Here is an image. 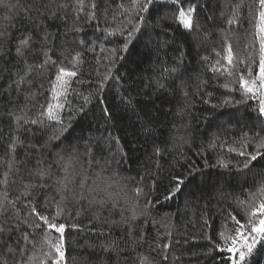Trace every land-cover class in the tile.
Here are the masks:
<instances>
[{"label":"trees","instance_id":"16d2710c","mask_svg":"<svg viewBox=\"0 0 264 264\" xmlns=\"http://www.w3.org/2000/svg\"><path fill=\"white\" fill-rule=\"evenodd\" d=\"M130 2L83 0L80 9L77 0H5L10 6H0V264H41L46 239L59 234H49L37 213L51 218L57 202L64 210L58 222L66 223V264H230V254L218 250L219 234H234L230 214L247 221L251 198L264 183V158L247 174L233 167L244 158L228 152L242 133L264 136L259 98L239 88L241 74L248 79L251 70L255 78L259 71L257 24L264 9L259 0H181L184 9H195L198 30L190 33L174 16L177 6L158 0L144 14L147 26L120 51L126 36L105 30L130 29L120 7ZM29 35L20 57L19 41ZM229 45L232 66L225 59ZM78 53L62 113L67 130L23 121L17 129L13 114L35 118L53 102L58 66L72 70ZM48 57L55 65L41 67ZM29 65L30 83L18 88ZM174 66L176 73L166 71ZM84 96L90 103L70 119ZM17 137L22 143L13 153ZM69 159L72 182L60 192ZM41 167L51 169L44 180L35 174ZM176 177L185 182L174 192ZM40 183L46 186L33 187ZM80 193L87 199L78 201ZM110 240L117 251L102 248ZM248 264H264V247L257 246Z\"/></svg>","mask_w":264,"mask_h":264},{"label":"snow or ice","instance_id":"6c2138e0","mask_svg":"<svg viewBox=\"0 0 264 264\" xmlns=\"http://www.w3.org/2000/svg\"><path fill=\"white\" fill-rule=\"evenodd\" d=\"M158 0H131L130 5L127 7L121 5V9H123L124 13H127L128 20L127 23L131 25L129 28H117L114 30H108L110 35H115L116 32H119L120 35L126 36L125 43L120 51H127L128 43L136 36L137 33L141 32L142 28L147 26V22L149 17L144 15L150 12V9L154 4H156ZM167 3L173 4L177 6L178 16L174 14L175 18L178 19L179 24L185 29L192 33L195 30H198V26L194 22L193 13L195 11L191 6L187 9H184L180 6L181 0H166ZM77 4L80 6V9L83 7V0H77ZM260 7L264 9V0H259ZM0 6L9 7L10 5L5 3V0H0ZM63 7V5H61ZM93 11L91 12V18L96 19L95 15V4L92 5ZM55 15V13H53ZM135 19V22L133 20ZM229 24L234 23L233 19L228 20ZM79 30V29H77ZM4 33H0V36H3ZM257 35L259 39V62H258V73L255 78H252L253 74L251 70L248 71V79L245 78L243 74L239 76V88L246 94H251L253 97L259 98V108H258V118H264V11H260L259 13V23L257 24ZM32 37L29 35L26 39L19 41V46L16 49L17 55L20 57L24 56V49L30 46L29 42ZM45 42L47 41V35L44 37ZM113 53L116 52L115 49L112 50ZM219 55V53H217ZM78 57L73 60V69L69 70L63 66H58L56 81L52 85V101L47 103L46 106L41 105L39 114L35 116V118H30L27 115V112H24L23 115H14V119L16 122L17 129L22 127L21 121H23V125H45L55 124L59 126V131L64 132L70 126L69 123H65L64 117L62 113L65 110V104L67 103V95L68 89L71 85L72 78H75L78 75ZM228 65L232 66L234 64L233 53L231 46L227 47V55L225 57ZM115 62L114 60L112 61ZM48 63H52L55 65V61H52L50 57H48L44 61V65L41 67H45ZM220 61H217L219 64ZM243 63V61H241ZM31 65L28 66L27 71L24 76H21L19 80L16 81L17 87L20 85L29 82L27 81V76L32 71ZM169 73H176L178 71V67L174 66L170 69H166ZM231 75V72H229ZM110 73L105 75L104 80L110 79ZM258 82V83H257ZM104 83L103 81L100 83V88L103 89ZM157 87L163 89L165 85L163 83L157 82ZM227 87V86H226ZM90 96H84V105L80 108L73 111L70 119L74 118L76 113L84 112V107L90 103ZM126 104L128 107H132L131 98L128 97L126 99ZM26 107V106H25ZM23 111V109H22ZM103 113L109 119L111 118V113L107 108H104ZM262 125H264V120H261ZM147 131H151L150 128L145 126ZM27 130V129H25ZM56 138V137H52ZM109 138H111L109 136ZM18 143H22L19 137L15 138L13 142L10 144L9 148L14 153L16 146ZM238 146H229L228 152L235 153L236 156L243 157L244 159L239 161L237 165H233L236 167L238 171L247 170V174L252 172V167L255 165L252 163L257 161L258 159L264 158V136L257 134L254 137H248L245 134H241V137L238 141H236ZM60 161H64V157H59ZM37 163H42V161H37ZM74 165L69 159L64 162L62 167L65 173L63 179L58 181L59 191L67 192L68 185L72 181H70L68 172L69 169ZM220 166L225 169H230V164L224 161L220 162ZM41 180H44L45 177H49L51 175V169H45L43 167L39 168L35 173ZM176 184L174 186V192L180 191V186L184 184V179L182 177H176ZM45 187L46 185L40 183L39 185H33V187ZM81 188L84 187L83 182H81ZM27 187V186H26ZM264 197V183H262L258 192L254 194L249 203L250 213H248L249 218L246 222H241L234 215L230 214L231 220L237 225L234 228L232 235H226L225 232H221L220 240L222 243H218L217 247L220 251H226L230 255L228 257L230 264H248V260L255 254L257 251V246L261 245L264 247V199H260L257 204L256 196ZM64 197H62V200ZM87 197L83 195V193L79 194V200H85ZM89 203H100L103 204V201L94 202L89 201ZM243 203V202H241ZM57 212L55 215H52L51 218L49 216H45L37 213L40 221L43 222V227L51 233H58L59 235L55 239L48 238L46 239V243L48 245L49 251L43 253L44 259L41 261V264H48L51 261V264H66V246H65V231H66V223L58 222L60 216L64 215V210L61 207V203L57 202ZM32 212L36 213L35 207L32 208ZM135 219V217H133ZM34 228L40 229L42 225L40 223H36L33 225ZM74 228L78 227L77 225H73ZM2 231V229H0ZM27 239V237H25ZM104 251H117L118 244L115 241H109L105 245H102Z\"/></svg>","mask_w":264,"mask_h":264},{"label":"rangeland","instance_id":"374dc122","mask_svg":"<svg viewBox=\"0 0 264 264\" xmlns=\"http://www.w3.org/2000/svg\"><path fill=\"white\" fill-rule=\"evenodd\" d=\"M72 82H73V78H72V80H71V85H72ZM71 85H70V87H69V89H68V94H69V91H70ZM67 97H68V95H67Z\"/></svg>","mask_w":264,"mask_h":264}]
</instances>
